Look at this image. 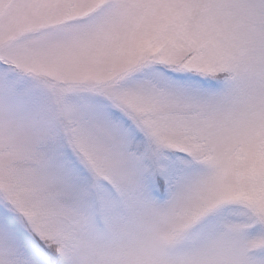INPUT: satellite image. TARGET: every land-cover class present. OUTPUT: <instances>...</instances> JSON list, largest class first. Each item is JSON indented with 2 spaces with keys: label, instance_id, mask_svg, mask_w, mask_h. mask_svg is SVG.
<instances>
[{
  "label": "snow or ice",
  "instance_id": "obj_1",
  "mask_svg": "<svg viewBox=\"0 0 264 264\" xmlns=\"http://www.w3.org/2000/svg\"><path fill=\"white\" fill-rule=\"evenodd\" d=\"M0 264H264V0H0Z\"/></svg>",
  "mask_w": 264,
  "mask_h": 264
}]
</instances>
